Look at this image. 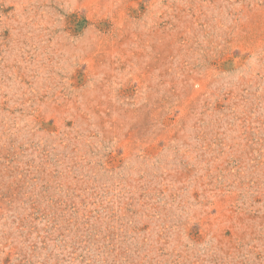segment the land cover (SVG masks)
<instances>
[{
  "label": "rangeland",
  "instance_id": "rangeland-1",
  "mask_svg": "<svg viewBox=\"0 0 264 264\" xmlns=\"http://www.w3.org/2000/svg\"><path fill=\"white\" fill-rule=\"evenodd\" d=\"M0 264H264V0H0Z\"/></svg>",
  "mask_w": 264,
  "mask_h": 264
}]
</instances>
